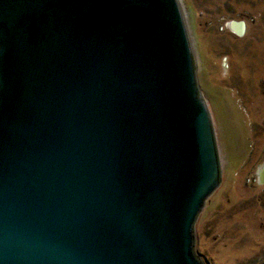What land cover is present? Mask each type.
<instances>
[{"label":"water","instance_id":"water-1","mask_svg":"<svg viewBox=\"0 0 264 264\" xmlns=\"http://www.w3.org/2000/svg\"><path fill=\"white\" fill-rule=\"evenodd\" d=\"M221 180L181 0H0V264H206Z\"/></svg>","mask_w":264,"mask_h":264},{"label":"rangeland","instance_id":"rangeland-1","mask_svg":"<svg viewBox=\"0 0 264 264\" xmlns=\"http://www.w3.org/2000/svg\"><path fill=\"white\" fill-rule=\"evenodd\" d=\"M222 180L196 222L206 264L264 262V0H181ZM246 23L244 34L230 25Z\"/></svg>","mask_w":264,"mask_h":264},{"label":"bare ground","instance_id":"bare-ground-1","mask_svg":"<svg viewBox=\"0 0 264 264\" xmlns=\"http://www.w3.org/2000/svg\"><path fill=\"white\" fill-rule=\"evenodd\" d=\"M233 29L235 28L236 31H239L240 25L238 22L233 21L230 25ZM261 176H264V168L261 170Z\"/></svg>","mask_w":264,"mask_h":264},{"label":"flooded vegetation","instance_id":"flooded-vegetation-1","mask_svg":"<svg viewBox=\"0 0 264 264\" xmlns=\"http://www.w3.org/2000/svg\"><path fill=\"white\" fill-rule=\"evenodd\" d=\"M264 168V167H263Z\"/></svg>","mask_w":264,"mask_h":264}]
</instances>
